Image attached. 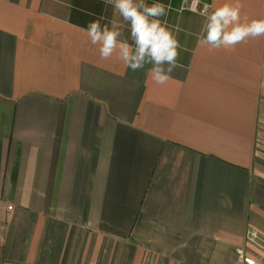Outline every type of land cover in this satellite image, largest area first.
Instances as JSON below:
<instances>
[{
	"label": "crops",
	"instance_id": "1",
	"mask_svg": "<svg viewBox=\"0 0 264 264\" xmlns=\"http://www.w3.org/2000/svg\"><path fill=\"white\" fill-rule=\"evenodd\" d=\"M154 2L181 45L164 85L87 42L93 20L132 42L105 0H0V264L261 254L264 37L201 46L199 13L224 0ZM231 2L264 17V0Z\"/></svg>",
	"mask_w": 264,
	"mask_h": 264
},
{
	"label": "clouds",
	"instance_id": "2",
	"mask_svg": "<svg viewBox=\"0 0 264 264\" xmlns=\"http://www.w3.org/2000/svg\"><path fill=\"white\" fill-rule=\"evenodd\" d=\"M130 25V39H120L118 22L101 25L99 20L89 23L87 42L95 46L102 61L113 57L133 72L148 68V75L158 85L166 84L178 65L181 45L176 36L159 17L167 14L168 6L146 0H105ZM239 2L224 0L209 10L206 6L199 14L205 18L198 36V44L211 49H233L249 39L264 37V17L249 19L241 15Z\"/></svg>",
	"mask_w": 264,
	"mask_h": 264
},
{
	"label": "built area",
	"instance_id": "3",
	"mask_svg": "<svg viewBox=\"0 0 264 264\" xmlns=\"http://www.w3.org/2000/svg\"><path fill=\"white\" fill-rule=\"evenodd\" d=\"M194 1L198 2L199 0H194ZM255 235H256L255 233L249 232L248 237L254 238ZM237 254H238V261L241 264H258L261 260H264V246L260 255H253L250 252H247L244 248H238Z\"/></svg>",
	"mask_w": 264,
	"mask_h": 264
},
{
	"label": "rangeland",
	"instance_id": "4",
	"mask_svg": "<svg viewBox=\"0 0 264 264\" xmlns=\"http://www.w3.org/2000/svg\"><path fill=\"white\" fill-rule=\"evenodd\" d=\"M263 115H264V112H263ZM262 120H264V116H262V118H261Z\"/></svg>",
	"mask_w": 264,
	"mask_h": 264
}]
</instances>
